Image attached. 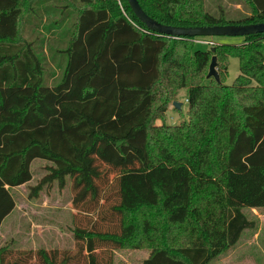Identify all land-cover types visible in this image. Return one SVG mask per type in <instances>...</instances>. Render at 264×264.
<instances>
[{
  "label": "trees",
  "instance_id": "16d2710c",
  "mask_svg": "<svg viewBox=\"0 0 264 264\" xmlns=\"http://www.w3.org/2000/svg\"><path fill=\"white\" fill-rule=\"evenodd\" d=\"M137 2L168 27L264 22V0H240L249 14L237 20L205 0ZM27 23L45 34L39 45L22 37ZM57 34L58 75L45 56ZM196 39L152 33L127 0H0V228L35 160L50 166L33 191L69 187L81 216L75 251L0 247V264H112L114 251L215 264L256 233L247 213L264 210V33L212 48ZM213 56L219 84L206 78ZM230 58L239 75L227 85ZM182 90L187 121L168 125Z\"/></svg>",
  "mask_w": 264,
  "mask_h": 264
},
{
  "label": "rangeland",
  "instance_id": "374dc122",
  "mask_svg": "<svg viewBox=\"0 0 264 264\" xmlns=\"http://www.w3.org/2000/svg\"><path fill=\"white\" fill-rule=\"evenodd\" d=\"M219 7L226 12L227 18L232 20L243 18L249 14V9L240 0H205L207 12L216 14ZM58 18L59 16L56 15L54 20ZM29 25L30 23L26 24L22 37L29 42L35 41L38 38L39 45L46 36L43 32L41 34L34 33ZM48 38L46 42L50 46L45 51V56H47V63L50 66L51 72L58 75L60 71L56 69L55 63L65 60L62 51L65 49L66 42L58 34L55 37L49 36ZM52 38L53 40H51ZM233 41L239 44L242 38L206 37L197 38L194 43L212 48L217 44L231 43ZM63 42L64 44H61ZM216 72L218 73L217 65ZM238 75V60L230 58L225 84L231 85ZM206 78H208L207 75ZM176 103L181 104L179 110L173 107V103H170L167 107L165 121L168 125H179L187 121V105L184 90L178 92ZM159 124L160 122H157V125ZM49 166L47 162L42 160L33 161L30 168L32 180L28 184L13 190L16 206L0 228V247H10L15 252L36 251L38 249H52L58 252L67 250L68 252H73L76 250L74 238L70 230L73 225L78 224L81 216L76 210L72 209L69 187L66 186L60 189L56 183H52L48 186H43L38 191H33V188L37 187L46 176ZM247 217L249 220H257L256 233H245L237 248L231 250L224 257L225 259L223 258L215 264H257V259L263 258L264 210H253L252 213L248 212ZM241 253L250 254L251 257L255 258L256 262H242L241 257L236 258V256L242 255ZM147 255L148 252L145 251H114L112 264H140Z\"/></svg>",
  "mask_w": 264,
  "mask_h": 264
},
{
  "label": "water",
  "instance_id": "95a60500",
  "mask_svg": "<svg viewBox=\"0 0 264 264\" xmlns=\"http://www.w3.org/2000/svg\"><path fill=\"white\" fill-rule=\"evenodd\" d=\"M135 17L146 26V28L159 36H166L172 38H244L254 34L264 33V22L250 25H226L213 27H196V28H175L168 27L157 23L149 18L140 8L137 0H127ZM213 51V49H212ZM216 57H212L207 77H212L217 84L220 83L218 73L216 72ZM173 107L179 110L181 104L173 103Z\"/></svg>",
  "mask_w": 264,
  "mask_h": 264
},
{
  "label": "crops",
  "instance_id": "0c3cea01",
  "mask_svg": "<svg viewBox=\"0 0 264 264\" xmlns=\"http://www.w3.org/2000/svg\"><path fill=\"white\" fill-rule=\"evenodd\" d=\"M236 41V40H235ZM230 44H236V42H231ZM238 44V43H237ZM237 248V247H236ZM235 248V249H236ZM242 255H240V256H236V258H240L241 257V260H242V262H249V261H253L252 263H255L256 262V260H255V258H253V257H251V255L250 254H248V253H245V254H243V253H241ZM253 256V255H252ZM235 257V256H234ZM236 258H234V259H236ZM225 259V258H224ZM244 260V261H243ZM236 261V260H235ZM236 262H238V261H236Z\"/></svg>",
  "mask_w": 264,
  "mask_h": 264
}]
</instances>
